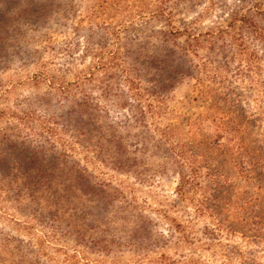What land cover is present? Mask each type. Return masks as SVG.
<instances>
[{"label": "rangeland", "instance_id": "1", "mask_svg": "<svg viewBox=\"0 0 264 264\" xmlns=\"http://www.w3.org/2000/svg\"><path fill=\"white\" fill-rule=\"evenodd\" d=\"M263 10L264 0H0V139L54 148L122 203L106 231L114 242L97 249L0 187V239L19 244L24 264H264ZM184 23L223 31L193 57L199 68L157 97L143 81L128 89L125 37L149 46L150 30ZM85 99L100 107L97 126L119 122V158L134 172L75 133Z\"/></svg>", "mask_w": 264, "mask_h": 264}, {"label": "trees", "instance_id": "2", "mask_svg": "<svg viewBox=\"0 0 264 264\" xmlns=\"http://www.w3.org/2000/svg\"><path fill=\"white\" fill-rule=\"evenodd\" d=\"M264 13V10H263ZM242 24H249L256 28L253 19H242ZM154 29L151 36L153 43L146 46L142 43L147 36L125 37L119 52V57L126 68L121 71H130L134 80L129 82L128 89L136 87L137 82L143 81L147 86L146 95H158L174 86L182 77L192 75V72L199 68V63L193 61L204 41L213 42L215 36H222V30L207 31L202 34L192 33V28L188 23L179 28ZM244 26V30L249 29ZM242 29V30H243ZM219 34V35H218ZM150 36V37H151ZM183 37V40L181 38ZM141 39V40H140ZM213 44L209 45L207 60L212 59ZM204 65L205 62H202ZM129 81V80H128ZM111 88V87H110ZM125 91L121 89L114 94L115 105L124 108L126 104L121 102ZM109 103L108 100H105ZM126 103V102H124ZM76 118L80 124L75 128L82 137L91 140L92 147L97 153L107 156L111 166L118 169L133 170L136 166H127L128 158L122 160L121 144L114 129H104V126H97L99 122L100 107L88 99L77 101ZM130 116L139 118L143 114V109L138 102L131 103ZM138 108L139 116L135 114ZM133 109V111H132ZM101 113V112H100ZM106 116L107 114L104 113ZM127 118V115H125ZM144 118V116H143ZM127 121V120H126ZM98 128V129H96ZM160 134L168 142L166 133ZM170 145V143H169ZM174 147H166L170 155H176ZM106 161V160H105ZM108 161V160H107ZM179 173L180 185L184 184L185 177ZM0 187L11 192L14 199L22 200L32 208V213L42 216L46 223L58 228L60 233L69 234L75 239L87 241L97 249H105L114 242L108 238L106 231L113 227L111 223L113 207L121 200L115 201L112 196L111 186L104 182H95L87 171L68 160L67 155L54 150V148L44 149L42 146H34L31 142L17 139H0ZM122 204V203H120ZM125 204L129 203L126 202ZM124 205L119 206L118 212L126 211ZM100 235L103 239L97 238ZM107 237V238H106ZM13 240L0 239V260L7 264H24L23 256L17 250L19 244H14ZM19 253V254H18Z\"/></svg>", "mask_w": 264, "mask_h": 264}]
</instances>
